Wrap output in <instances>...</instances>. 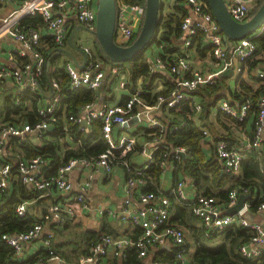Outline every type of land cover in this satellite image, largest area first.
Wrapping results in <instances>:
<instances>
[{"label": "built area", "instance_id": "built-area-1", "mask_svg": "<svg viewBox=\"0 0 264 264\" xmlns=\"http://www.w3.org/2000/svg\"><path fill=\"white\" fill-rule=\"evenodd\" d=\"M9 1L11 0H0L1 3ZM256 1L224 0L230 16L237 22H245L250 17L251 8ZM115 3L114 41L121 46H126L140 26L144 10L138 4L128 5L122 3L121 0H115ZM96 4L97 0H43L31 12H39L48 39L55 48H62L69 33L61 15L62 12H72L77 22L87 29L86 35L92 38L90 31L95 27ZM185 6L189 13L180 25L179 42L182 53L173 54L165 61L159 56L162 44H155L159 49V55L152 61H146L149 72L164 71L174 77L172 82L174 89L168 97L158 96L154 106H143L139 98L142 92L141 84L138 83L136 89L131 92L128 89L130 86L128 73L125 76L126 67L114 64L108 67V71L117 78L118 89L129 91L126 99L116 104L104 102L97 108L93 107V102L87 103L81 106L77 113L65 115L67 122L76 124L80 129L90 125L94 119L100 121V135L106 148L97 156L70 157L50 174L46 172L50 168L47 155L45 157L42 153H37L25 158L14 151L13 145L22 144L29 139L43 142L48 138L47 132L52 125H55L59 111V86L55 80L51 82V86L56 93L41 108L37 109V121L34 124L30 125L28 122H16L15 124L12 121L0 124V192L5 194L11 192V182L15 180L11 167L14 165L16 177L23 185L40 192L39 198L52 199L40 220L27 230L1 235V240L12 249L13 257L20 256L24 247L35 241H40L42 253H37L24 264H104L107 254L110 253L117 259H124L129 251H134L141 260L156 248L168 246L173 251L171 264H192L182 230L169 223L172 200L187 208L194 217L201 221L205 238L221 233L230 225L248 228L253 234L239 246V253L244 258L264 255V231L259 224L249 222L245 218L248 202H245L242 208L232 215L221 214L219 203L213 196L187 191V181L179 176L166 192L139 189L146 182L144 172L152 165L156 151L159 153L158 168L161 174L166 171L177 172L179 169L175 162L186 158L190 151L185 146L168 149L162 137L169 126L161 119L149 118L146 126L137 131L134 128L131 129L135 125L133 121L139 122L153 110H159L162 105L164 109H169L181 101H189L196 122L197 115L202 111V105L194 92L202 87L210 77L216 74L222 75L226 69H229L230 73L235 70L240 79L244 78L246 72L243 64L252 57L256 50V44L251 37L240 39L235 43L224 41L209 12L206 0H185ZM130 13L139 15L137 22L129 16ZM0 23V30L3 29L0 34H10L21 43L22 51H17L18 55L24 59L29 56V59H25L18 70H12L0 64V79L11 78L16 84H21L26 79L30 90L37 92L39 77L44 75L47 61L45 54L38 49L40 34L37 28L19 27L15 23L9 26L5 20ZM198 34L201 35L199 49H206L210 52L216 62L214 70L211 68L203 72L191 64L190 54H196L195 49L193 47L191 49V45ZM79 46L85 53L86 61L82 69H77L70 61L63 64L69 78L68 85L72 89L85 87L97 93L103 84L105 75L103 61L95 56L92 44L86 43L81 38ZM254 76L264 83V69H257ZM237 88L236 84L235 89ZM22 98V94H16L14 105L22 104L23 106ZM236 105L230 104L223 98L214 105L219 112L237 122L251 124V131L240 143H231L224 138H217L213 142L214 153L221 164V171L227 174L237 173L242 160L247 155L264 148V97L257 98L255 109L252 112L250 111L254 103L247 95L241 103ZM82 123L85 125L82 126ZM177 128L178 125L172 127L173 130ZM200 131L203 140L210 136L207 128L200 127ZM140 138L145 139L143 144L139 142ZM134 154L142 156L141 164L132 163L131 158ZM114 166H121L125 172V180L121 187L124 196V207L120 210L121 221L129 222L137 227L139 234L135 238H130L101 233L88 248L87 254L78 256L74 261L65 260L56 253L52 243L53 233L48 230L44 231V225L51 224L62 228L65 224L74 222L88 212L115 216V210L91 206L85 198L92 187L93 174L97 168L108 173ZM76 167H82L86 171L84 177L75 183L76 194L72 199L67 198L61 201L54 199L56 191L66 194L71 192L73 186L67 176ZM189 178L192 184L189 181L188 183L191 186L194 185L193 178L190 176ZM135 192H137V202L141 207L129 209L130 197ZM246 193L249 191L245 187H232L227 193V200L222 204L225 207H231L236 203L239 194ZM33 202L34 200L18 202L14 208L16 215L23 217L29 213V205ZM260 208H264V203L258 209ZM152 264L162 263L155 260Z\"/></svg>", "mask_w": 264, "mask_h": 264}, {"label": "trees", "instance_id": "trees-1", "mask_svg": "<svg viewBox=\"0 0 264 264\" xmlns=\"http://www.w3.org/2000/svg\"><path fill=\"white\" fill-rule=\"evenodd\" d=\"M15 1H17L18 5H22L24 2V0ZM121 2L128 5H141L144 10L145 0H121ZM262 2L263 0H257L253 4L250 16L257 10ZM188 13L185 0H175L171 6L170 12L165 16H163L162 13L160 14L155 35L147 47L153 43L162 44V51L159 55L162 60L166 61V59L172 57L173 54H180V49L182 48L179 47V36L181 34L180 25L183 18L188 15ZM23 20L30 22L32 25L22 26L19 23V25L17 24L19 27H35L39 23L42 24L38 11H34L32 15H27ZM140 26L131 42L135 39ZM249 37H251L252 41L256 44V50L252 57L243 64V69L248 77L257 83L256 87H250L246 83L247 80L238 77L236 79L238 88L237 90H232L226 82L227 78L223 77L221 74L210 77L202 87L194 92V94L199 97L202 105V111L198 117L201 121V125L206 124V117L210 108L221 98L234 105L241 103L245 95H247L252 98V102L254 103L250 111L252 112L255 109L257 98L260 96L264 97V83L254 76V72L257 69H264V27L259 33ZM92 39V49L96 57L102 59L104 63L110 66L114 64L127 66L128 78L130 80L128 89L131 92L136 89L138 83L141 84L142 92L139 98L143 106H154L157 103L158 96L166 98L173 91V83L167 81L163 74L159 72H149L143 52L129 61L112 63L107 59L96 39L94 37H92ZM200 39L201 35L198 34L193 39V46L191 45V49L193 47L195 53L203 57V68L205 67L207 70L216 68V62L213 60L210 52L206 49H199ZM45 57L46 60H49L50 55L45 54ZM260 63H262V65H260ZM58 65V62L51 59L50 66L53 67V70L46 73V75L49 79H54L59 86L60 106L64 105L67 113L75 114L81 106L93 102L96 93L85 87L76 89L70 88L68 85L69 78L67 72L63 66L59 67ZM206 75H208V73H206ZM39 78V84L44 83L46 80L45 75H41ZM159 78L163 80V88L156 90V86L153 83ZM22 93L24 95L23 98L27 96L31 98L32 96L29 89H25ZM159 110L163 115L161 116L162 122L169 126L167 132L162 137L163 143L168 149H172L176 146H185L189 149L190 154L186 158L175 163L178 165L179 170H183L187 175L193 178L197 189L204 195L213 196L219 200V202H225L230 188L238 186L245 187L253 195L248 201V211L252 213L256 212L259 206L264 203V149L254 151L252 154L247 155L242 160L240 170L237 173H222L217 162H212L211 160L203 162V160H201L200 149L203 135L201 134L199 126L195 123L194 112L190 102L181 101L169 109H164L162 105ZM18 116L20 119H17V121L27 120L30 125L37 121L35 107H33L32 110H24L22 104L16 106L14 105V99L10 97L5 98L2 107H0V122L8 120L16 124L17 121L15 118ZM224 116L234 124L236 130L242 127L243 123H239L225 114ZM174 125H178L176 130L172 129ZM67 132H70L71 137L79 143V148L75 151L68 150L64 152L61 158L58 151L61 147V139ZM51 133V136L46 141H43L42 145L37 148L31 147L30 149H23V146L19 147L25 152L27 157L34 156L37 153H42L45 157L47 155L49 163L51 162V171H54L58 165L66 162L70 157H93L103 152L106 148V144L100 135V121L98 119H94L91 122V126L84 129H80L76 124H72L71 122H67L66 125H64L60 119H58L55 121V127ZM226 133L239 137V135L234 133ZM27 150L31 151V154L26 153ZM16 152L18 153V150H16ZM158 159L159 153L156 151L152 165L144 172L146 182H158L161 175L160 169L158 168ZM11 173L15 177V180L11 182V192L8 194L0 192V264H10L13 258L12 249L1 240V235L4 233L25 231L35 222L39 221L40 218L36 209L42 204L45 205V200L47 199L46 197L39 198L38 195L40 192L20 182L16 177L17 173L14 165L11 167ZM147 189V191L157 190L153 186H148ZM21 200H34L33 204L30 206L31 211L23 217L17 216L14 210L15 205ZM183 211V207H177L174 210V225H186L183 219L184 215H182ZM188 217L192 216L188 214ZM252 234V231L248 228L230 225L219 233L221 239L216 243H214V240L218 237L216 234H212L208 238H205L201 231L196 235H191V240L194 245L191 262L192 264H264V255L255 258H244L239 253V246L246 242ZM77 236L78 239H72L69 242V245L73 249L71 251L73 252L72 257H76L80 253H82V255L87 254L88 248L95 242L98 233L84 231L77 234ZM186 246H189L188 241H186ZM53 248L61 257L70 258L69 255L60 250L59 247L53 245ZM40 253H42V251ZM172 255L173 253H167L165 258L170 259ZM109 264H142V262L134 251H129L126 257L121 261L117 260V258H113Z\"/></svg>", "mask_w": 264, "mask_h": 264}, {"label": "crops", "instance_id": "crops-1", "mask_svg": "<svg viewBox=\"0 0 264 264\" xmlns=\"http://www.w3.org/2000/svg\"><path fill=\"white\" fill-rule=\"evenodd\" d=\"M30 1H35V0H30ZM36 1H40V0H36ZM174 2H175V0H163L162 1L161 13L163 16H165L168 12L171 11V6ZM32 9L33 8L28 5L27 1H24L22 3V5H18L17 1H15V0H11V1L5 2V3L0 2V22L5 20L8 22L9 26L13 25L14 23L16 25L17 24L19 25V23H20L22 26H31L32 24L30 22H26L23 19L27 15H32L34 13V12H31ZM61 15L64 18V21L66 23L67 28L69 29L68 35L74 29H77V31L74 35V38H73V42L77 46H79V41L81 40V38H82V40H84L88 44L93 43V39L91 37H89V35H86L87 31H83L80 28H78L79 26H82V25L77 22L76 17L74 16V14L72 12L64 11V12H62ZM129 16L131 18L132 17L134 18V22L138 21V18H139L138 14L132 15L130 13ZM35 28H37V30L40 34L38 49L41 52H43L44 54L50 55L49 60H47L49 62V65L47 67L45 65V69H44V75L46 77V80L44 83H41L38 85V91L37 92H33L30 90L28 80H26V79L21 84H16V82H14V80L11 78H1L0 79V107H2V104L5 101V98L10 97L11 99H14L16 94L20 93L23 95L22 91H24L25 89H29L32 96H31V98L28 96L26 98H22V101H23L22 102L23 103L22 108L24 110L25 109L32 110V108L35 107V111H37L38 108H41V106L44 105L56 93V91H54V89H52V86H51V82L54 79H49L46 75V73H49L53 70V67L50 66V60L52 59L53 61L58 62L59 67L63 66V64L66 61L72 62L66 54L52 52V50L55 47L51 45L52 43L48 39L47 34H46L45 29L42 26V24H40V23L37 24L35 26ZM1 30H3V29H1ZM1 30H0V32H1ZM21 47H22L21 43L18 40H16L14 37H12L10 34L1 33L0 34V64L5 66V67H8L12 70H18L20 68V65L25 61V59H29V56H27L24 59L23 57L18 55L17 51H22ZM179 47L181 48L180 42H179ZM62 48H64L68 52H71V54L73 55L74 60H75V62L79 68L76 67V65H74V66L77 69H82L83 68V67L81 68V66L83 64L82 54H80L75 49L71 48L67 44V40H66V44H64V46H62ZM180 53H182V48L180 49ZM143 55H144L145 61H152V60H154V58L157 55H159V49L157 48V46L155 44H153L152 46L150 45L149 48H147L145 50ZM190 59H191L190 60L191 64L194 68L199 69L203 72L207 70L205 67L203 68L204 59L199 54H197V55L194 53L190 54ZM260 65H262V63H260ZM263 65H264V63H263ZM109 66H110L109 64H106L103 62V67L105 68V75H104L103 84L100 87V89L98 90V92L96 93L95 99L92 103L94 108H97L100 104H102L104 102L109 103V104L121 103L129 95L128 90H120L117 88V85H116V81H117L116 79L117 78L114 75H112L111 73H109V71H108ZM125 67H126V74H125V76H126L128 73V68H127V66H125ZM159 73L163 74V76L166 78V80L169 81L170 83H172L174 81V77L167 74L166 72L160 71ZM231 73L226 76V78H227L226 82L232 90H235L236 84H237L236 79L239 77V75L236 73L235 80L232 81V80L228 79V77L231 75ZM128 76H129V74H128ZM241 79L247 80L246 83L250 87H256V85H257V83H255L251 78L248 77L247 73L244 74V78L242 77ZM47 80L49 81L50 85L47 82ZM153 84L156 86V90H160L163 88V80L160 78L155 80ZM234 105L237 106L236 104H234ZM58 107H59V111H58V114L56 116L57 120L60 119V121L64 125H66L67 122L65 119V115L66 114L69 115L71 113H67V110L65 109L64 105L60 106V96H59ZM200 114L201 113H199L197 115V119H196L195 123L197 124V126H199V128L205 127L210 132V136L205 137L204 140L202 141V145H201V149H200L201 160H203V162L210 161V160L212 162L215 161V162H217V164L219 165L220 170H221V164H220L219 160L216 158L215 153H214V146H213L214 140L217 138H224V139L229 140L231 143H240V142L245 140L246 136L251 131V124L249 122H245V123H243L242 127L238 128V130H236L234 124L232 122H230V120L228 118H226L223 113L219 112L218 109L213 106L210 108V111L208 112V115L206 117V124L201 125V121L198 118ZM36 116H37V113H36ZM161 116H163V115L160 112V110H157V109L155 111L153 110L148 116L143 117L139 122H136V120L133 121L135 125H133L131 129L134 128V130H136V131L140 130L141 128L146 126L147 119L153 118V117H155L157 119H161ZM17 119H20V117L18 116L17 118H15L16 121H17ZM3 122H5V121H3ZM3 122H0V124ZM20 122H27V120H18L17 121V123H20ZM90 126H91V124L88 125L87 127H90ZM54 127H55V125H52L51 129L47 132L48 138L51 136V134H52L51 132L54 129ZM87 127H85V128H87ZM226 132L237 134V135H239V137H236L232 134H227ZM46 140H44V141H46ZM140 141L143 144L145 139L140 138L139 142ZM42 143L43 142L34 141L32 139H29L28 141H25L22 144H19L18 146L13 145V148H14V151L18 150V153L20 155H22L25 158H28L31 156L27 157L25 155V152L22 151L21 148H19V147L23 146L24 147L23 149H27V148L30 149L31 147L37 148V147L41 146ZM78 148H79V143L76 142L71 137L70 132L69 133L67 132L64 134V137L61 139V147L58 151L59 156L62 158V156L64 155V152H66L68 150L69 151H75ZM263 149H261V150H263ZM26 153L31 154V151L27 150ZM131 159H132V163H134V164H141V162H142V156H140L138 154H134V156H132ZM49 166H50V168L48 170H46V172L52 174L53 171H51V162L49 163ZM100 169L101 168H97V170L94 172L92 187L87 192L85 198L91 206H100L102 208H107V209L111 208V209L115 210V212H116L115 216L108 215L107 213H105L103 215H98L96 213L88 212L86 214H83L79 218H77V220H75L74 222L65 224L62 228L52 226L51 224H45L44 225V231L48 230V231H52V233H53V241H52L53 245L59 247L60 250L64 251L65 253H67L69 255V257H70L69 259L64 258L62 256L67 261H74V260H76V258H78V256L82 255V253H80L76 257H74V256L72 257L73 252H71V251L73 249L69 245V242L72 239L73 240L76 238L78 239L77 234H79L81 232L89 231V232L98 233V235L101 233H109V234L116 235V236H126V237H130V238H135L139 234V229H137V227L133 226L129 222L121 221V218H120L121 217L120 210H122L124 207L123 206V197L124 196L122 195V192H121V187H122L124 180H125L124 169L121 166H114V167H112L111 171L108 173L103 171L102 169L101 170ZM85 173H86V171L82 167H76L72 171H70L68 173L67 178L70 181V183L72 184L73 189L71 190L70 193H67V194L56 191L53 198L58 199L60 201L65 200L67 198L72 199L73 195L76 194V192H77L74 188L75 183L79 179H82L84 177ZM178 176L183 177L187 181V191H190L192 193H201L202 194V192L197 189L195 184L192 186L190 185L192 183L189 181V179H190L189 175H187L183 170H178L177 172L166 171L160 175L158 182L147 181V182H145L144 186L142 188H139V189L140 190H148L147 189L148 186H153L155 189H157L156 191L166 192L167 190H169V188L171 186H173V184L176 182ZM188 181L190 182V184L188 183ZM250 194L252 197L253 196L252 193H250ZM136 197H137V192H135L130 197L131 198L130 204L128 205L129 209H137V208L141 207L138 204ZM249 200H246L245 202H248ZM51 201H52V199L47 198L45 200V205L42 204L36 209V212L39 215V218H41L42 214L45 212L47 206L49 205V203ZM216 202L219 203V208L221 210V214L230 215V214H226L227 209L230 207H225L224 204H222L223 202H219V200H217V199H216ZM32 204L33 203H31L29 205V212L31 211L30 206ZM177 207H183V206L175 203L172 200L170 210H169V223L182 230V232L184 234L185 241H188V243H189V246H188L189 253H190V255H192L194 252V245H193V242L191 240L192 239L191 235L192 236L196 235L200 231L203 235V227H202L201 221L199 219H197L196 217H194L191 214V212L185 207H183L184 211H183L182 215H184L183 219H184V223L186 225L185 226L174 225L173 224V217L175 216L174 210ZM187 213L190 214L192 217H188ZM245 218L249 222L259 224L263 230L264 208H260L254 213L249 212L247 210V213L245 214ZM178 220H180V219H178ZM216 235H218V237H217V239L214 240V243L219 242L221 239V236L219 234H216ZM41 251H42V248H41L40 241H35L32 243H29L24 247L20 256L13 257L11 259L10 264H24L28 260L32 259L34 257V255H36L37 253H40ZM167 253H173V251L168 246L166 248H156L155 250H153V252H151L145 258L141 259V262H142V264H152L155 260H158L162 264H171L172 263V257H170V259L165 258ZM113 258H115V257H113L110 253L107 254L106 257L104 258V264H109ZM117 260L121 261L122 259L118 258Z\"/></svg>", "mask_w": 264, "mask_h": 264}, {"label": "water", "instance_id": "water-1", "mask_svg": "<svg viewBox=\"0 0 264 264\" xmlns=\"http://www.w3.org/2000/svg\"><path fill=\"white\" fill-rule=\"evenodd\" d=\"M206 2L224 41L235 43L240 39L259 33L264 27V0L257 10L245 22H237L230 16L224 0H206ZM161 8L162 0H145L141 26L135 39L130 44L121 46L114 41L116 21L115 0H97L95 27L90 31V33L96 39L100 48L110 62L122 63L129 61L142 52L144 53L149 47H147V45L155 35V30L160 19ZM78 28L83 31H87L84 26H79ZM76 31L77 29H74L68 35L67 44L82 54V68L85 64L86 56L83 50L73 42ZM52 52L66 54L73 64L78 67L71 52H68L61 47L54 48ZM45 65L47 67L49 62L46 61ZM229 74V69L222 72L223 77H226ZM47 82L49 83L48 80ZM84 125L85 124L82 123V126ZM250 198V193L239 194L236 203L227 209L226 214H234L236 211L241 209L245 201Z\"/></svg>", "mask_w": 264, "mask_h": 264}, {"label": "bare ground", "instance_id": "bare-ground-1", "mask_svg": "<svg viewBox=\"0 0 264 264\" xmlns=\"http://www.w3.org/2000/svg\"><path fill=\"white\" fill-rule=\"evenodd\" d=\"M43 0H40V1H29L28 2V5L32 8H35L38 4H40Z\"/></svg>", "mask_w": 264, "mask_h": 264}, {"label": "rangeland", "instance_id": "rangeland-1", "mask_svg": "<svg viewBox=\"0 0 264 264\" xmlns=\"http://www.w3.org/2000/svg\"><path fill=\"white\" fill-rule=\"evenodd\" d=\"M24 1H27V0H24ZM30 0H28L27 2H29ZM235 77H236V73H235V70H233V72L231 73V75L228 77L229 80H232L234 81L235 80ZM55 239V238H54ZM59 240V239H58Z\"/></svg>", "mask_w": 264, "mask_h": 264}]
</instances>
